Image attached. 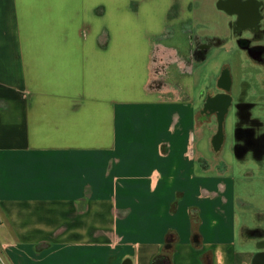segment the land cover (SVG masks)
Instances as JSON below:
<instances>
[{"label": "crops", "instance_id": "obj_1", "mask_svg": "<svg viewBox=\"0 0 264 264\" xmlns=\"http://www.w3.org/2000/svg\"><path fill=\"white\" fill-rule=\"evenodd\" d=\"M256 1L257 30L244 33L264 47ZM192 3L0 0V264H264V188L241 196L204 174L195 81L167 79L199 59ZM142 36L191 37L184 55L163 46L164 88L147 44L114 39ZM249 58L264 93V52ZM242 90L238 147L264 172V95ZM229 111L222 139H202L217 155Z\"/></svg>", "mask_w": 264, "mask_h": 264}, {"label": "rangeland", "instance_id": "obj_2", "mask_svg": "<svg viewBox=\"0 0 264 264\" xmlns=\"http://www.w3.org/2000/svg\"><path fill=\"white\" fill-rule=\"evenodd\" d=\"M215 2L216 0H194V3H192V7L196 8V18L193 21L194 28H192V44L197 58L199 57L198 61L193 63L196 67L192 75L182 72V67L180 68L179 64L174 65L168 71L166 64L168 62L166 56L168 55L163 53V46H167L169 49H177L179 56L186 54L190 51H188V48H190L189 43L191 41L189 39L191 37L186 39L180 36H142L114 37V39H118L120 43L134 42L138 44L144 42L145 45L147 44L150 47L151 65L155 67L160 79V81L154 84L156 88L165 87L164 76H166L167 71V79H169L170 83L177 85V87H182L187 78L194 79V92L198 98V104L200 102V106L198 105L200 107L199 114L203 115L205 122L209 120L207 123L199 126L195 134L198 158H205L212 166L204 174L217 178H225L228 180L229 186L231 185L235 189L236 193L245 196L247 194L246 191H249L252 194H248V196L254 198L253 191L260 190V187L264 188V179H260V176H263L264 172L255 161V155L252 151L247 152L245 155L241 154L243 150L238 147L239 144L235 131L239 125H244V117L241 113L242 109L239 106L243 100L238 98L239 90L242 88V91H244L245 88L249 94L257 92L264 95V93L260 92L258 86L256 87V84L260 85L263 80L261 79V71L254 64H251L249 54L238 45L237 38L248 37L253 39V32H243V34H240L236 31V18L219 10ZM135 55H137V52H135ZM141 63L144 65L145 60L142 61L141 59ZM225 69H228L230 72L233 82L232 95L235 99L231 107H229V115L224 123L226 137L223 149L220 155H217L211 149L203 148L201 144L202 139L210 138L212 140L211 134L213 131L216 130L217 132V128L219 130L217 117L210 118V112H207L204 105L206 97L209 94L219 91L216 88L217 79ZM143 75L144 72L141 75L137 74L136 86L140 83ZM166 89L169 90L168 87ZM259 94L254 96H258ZM249 99L255 102L253 97ZM253 114L257 115L258 110L254 111ZM200 120V122L203 121L202 118ZM245 175L246 177H244ZM223 183L226 184L224 181ZM256 199L260 202L258 196ZM263 202L262 204H264Z\"/></svg>", "mask_w": 264, "mask_h": 264}, {"label": "flooded vegetation", "instance_id": "obj_3", "mask_svg": "<svg viewBox=\"0 0 264 264\" xmlns=\"http://www.w3.org/2000/svg\"><path fill=\"white\" fill-rule=\"evenodd\" d=\"M217 4L221 11L236 18L235 28L240 34H243L246 30H257V23L260 18L258 13L260 4L256 0H218ZM237 40L239 47L247 51L253 59H260L262 57L264 52L262 45L251 46L252 39L248 38L240 37ZM216 88L219 91L215 92L214 96H209L204 105L207 111L214 110L217 113L219 131L214 138L215 144L222 139L224 115L232 101V79L228 69H225L218 77Z\"/></svg>", "mask_w": 264, "mask_h": 264}, {"label": "trees", "instance_id": "obj_4", "mask_svg": "<svg viewBox=\"0 0 264 264\" xmlns=\"http://www.w3.org/2000/svg\"><path fill=\"white\" fill-rule=\"evenodd\" d=\"M168 247H169V239H168V243L166 244V248ZM154 264H170V262L168 261L167 258L158 257L154 260Z\"/></svg>", "mask_w": 264, "mask_h": 264}]
</instances>
